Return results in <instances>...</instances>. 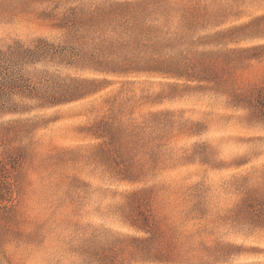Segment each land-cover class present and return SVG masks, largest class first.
Masks as SVG:
<instances>
[{
	"label": "rangeland",
	"instance_id": "374dc122",
	"mask_svg": "<svg viewBox=\"0 0 264 264\" xmlns=\"http://www.w3.org/2000/svg\"><path fill=\"white\" fill-rule=\"evenodd\" d=\"M123 1L141 0H0V46L57 39L53 14ZM145 1L156 4L148 23L165 56L209 80L106 75L94 94L0 118L36 124L0 145V161L16 167L0 208V264H101L144 235L131 225L139 210L191 255L220 243L241 253L217 264L264 261V117L249 106L264 94V0ZM99 120L112 142L94 135ZM244 200L255 207L244 211Z\"/></svg>",
	"mask_w": 264,
	"mask_h": 264
},
{
	"label": "trees",
	"instance_id": "16d2710c",
	"mask_svg": "<svg viewBox=\"0 0 264 264\" xmlns=\"http://www.w3.org/2000/svg\"><path fill=\"white\" fill-rule=\"evenodd\" d=\"M155 6L145 0L73 6L52 15L55 21L51 27L62 31L57 39L38 36L29 42L14 40L0 46V118L26 115L94 94L109 84L106 75L152 73L209 80L207 76L188 72L191 66L184 59L165 56L168 44L159 30L148 23ZM259 48L262 46L250 49ZM38 66L51 67L54 71ZM63 69L72 71V75L58 73ZM77 72L104 77L73 75ZM249 106L257 108L258 115L264 117V94ZM35 125L30 117L0 122V145L11 142L6 135L13 130L18 135L28 133ZM93 133L98 138H109L110 142L116 137L104 120L97 121ZM14 164L13 160L0 161V208L11 202L15 193L11 176L16 168ZM243 202L244 211L255 207L248 200ZM138 216L131 225L144 235L130 237L126 245H119L110 255L101 254V264H123L132 259L142 264H217L241 253L240 246L218 243L212 247L201 246L200 256L191 255L192 249L185 248L184 242H179L167 230L158 228L144 211L139 210ZM246 220L252 222V218ZM124 252L128 257L123 256ZM247 264H264V261Z\"/></svg>",
	"mask_w": 264,
	"mask_h": 264
}]
</instances>
